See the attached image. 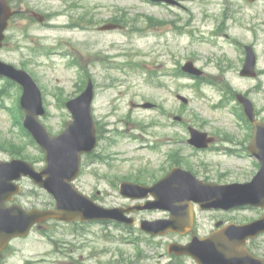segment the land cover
<instances>
[{
  "label": "rangeland",
  "instance_id": "1",
  "mask_svg": "<svg viewBox=\"0 0 264 264\" xmlns=\"http://www.w3.org/2000/svg\"><path fill=\"white\" fill-rule=\"evenodd\" d=\"M9 1L18 12L10 20L0 60L27 70L37 81L47 110L42 122L52 134L71 118L66 102L79 95L90 78L94 82L100 142L96 153L84 156L76 185L100 204H129L119 193L122 180L151 184L174 165L223 182L245 181L256 172L253 160L213 149L239 147L249 140L236 92L252 99L264 120V0ZM36 13L45 19L38 20ZM109 24L118 26L100 30ZM245 45H253L257 54L255 77L240 74ZM190 62L230 91L178 75ZM20 96L19 86L0 78V160L22 158L41 169L44 153L23 128ZM189 126L215 136L216 142L206 150L195 149L187 142ZM24 186L19 202L26 208L54 202L29 179ZM261 213L249 209L211 215L197 209L194 229L205 235L221 218L246 221ZM134 215L155 219L166 214L143 210ZM187 237L49 221L27 237L12 240L3 263L196 264L167 251L169 242ZM257 242L264 252V235Z\"/></svg>",
  "mask_w": 264,
  "mask_h": 264
},
{
  "label": "water",
  "instance_id": "2",
  "mask_svg": "<svg viewBox=\"0 0 264 264\" xmlns=\"http://www.w3.org/2000/svg\"><path fill=\"white\" fill-rule=\"evenodd\" d=\"M254 1V0H249ZM3 15L0 21V47L4 38V30L8 19L13 14L6 0H0ZM43 20V17H40ZM116 24L102 26L101 29H113ZM256 58L252 47L248 46V58L241 71L242 75L254 76ZM186 71L200 74L192 63L184 67ZM0 75H6L19 82L24 90L21 105L25 109L24 126L31 131L43 150L46 152L47 165L41 171H36L29 162L14 159L10 162L0 160V259L2 249L15 236H25L31 227L38 222L50 218L74 221L77 218L117 219L128 223L134 220L125 218V212L141 208H161L171 211L168 222L143 221L141 226L153 234L179 231L185 233L192 228L193 216L191 201H198L203 208L212 206H241L254 204L264 206V121L256 120L252 101L238 94V99L244 104L248 118L254 123L255 134L250 149L262 162V168L257 176L248 183L224 185L210 191L209 185L198 181L190 172L180 168L173 169L163 179L151 187L124 181L120 191L132 198H144L150 192L157 198L153 203L135 207L105 208L95 203L71 183L80 172L81 155L91 151L96 145V126L92 115L93 85L89 82L87 89L77 98L67 102L72 112L73 120L66 123V129L60 135L51 136L47 128L40 122L39 116L45 114L42 92L32 76L15 68L13 65L0 61ZM185 102L187 100L181 97ZM87 130V131H86ZM192 143L206 147L209 140L206 133L194 129ZM31 177L34 182L45 187L56 198L55 209L33 208L26 210L20 204L7 205L13 195L21 191V185L14 182L23 176ZM216 196L219 199L212 200ZM187 201V204L184 203ZM225 205V206H224ZM264 231V217L258 221L236 225L230 224L210 236L201 238L193 236L188 244L172 243L169 251L176 254H190L199 264H264V260L251 255L242 245L249 237ZM0 264H2L0 262Z\"/></svg>",
  "mask_w": 264,
  "mask_h": 264
},
{
  "label": "flooded vegetation",
  "instance_id": "3",
  "mask_svg": "<svg viewBox=\"0 0 264 264\" xmlns=\"http://www.w3.org/2000/svg\"><path fill=\"white\" fill-rule=\"evenodd\" d=\"M215 138V136H213ZM241 148L239 150H235V153L239 154V155H243L244 153H248L247 151V148H245L244 146H240ZM218 181V180H216ZM220 182V181H219ZM98 193H100V191H98ZM207 213H212L211 215H214V214H221V213H225V214H230L231 212H234V210H225V209H222V208H216V209H212L210 211H206ZM168 214H166L167 216ZM219 218V217H218ZM234 220H230V219H224V218H221L219 220H217L216 223L218 222H221V227L224 225V224H228L230 222H233ZM236 222H240V221H236ZM216 223H215V226H216ZM256 240H251L248 242V248L252 249V252L255 254V255H261L259 253V245H253ZM262 256V255H261Z\"/></svg>",
  "mask_w": 264,
  "mask_h": 264
},
{
  "label": "bare ground",
  "instance_id": "4",
  "mask_svg": "<svg viewBox=\"0 0 264 264\" xmlns=\"http://www.w3.org/2000/svg\"><path fill=\"white\" fill-rule=\"evenodd\" d=\"M2 15H3V10H2V8H0V21H1Z\"/></svg>",
  "mask_w": 264,
  "mask_h": 264
},
{
  "label": "trees",
  "instance_id": "5",
  "mask_svg": "<svg viewBox=\"0 0 264 264\" xmlns=\"http://www.w3.org/2000/svg\"><path fill=\"white\" fill-rule=\"evenodd\" d=\"M128 230L132 231V228H131V227H129V228H128Z\"/></svg>",
  "mask_w": 264,
  "mask_h": 264
}]
</instances>
